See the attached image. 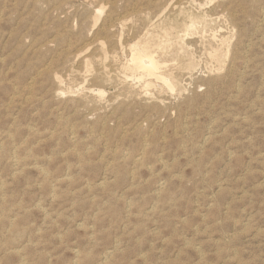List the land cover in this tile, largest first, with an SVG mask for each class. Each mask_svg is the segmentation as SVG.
Segmentation results:
<instances>
[{
  "label": "rangeland",
  "instance_id": "374dc122",
  "mask_svg": "<svg viewBox=\"0 0 264 264\" xmlns=\"http://www.w3.org/2000/svg\"><path fill=\"white\" fill-rule=\"evenodd\" d=\"M29 1H0V40L3 38V43L0 41V89H4L0 90V211H3L0 213V264H264V0H242L244 3L241 0H190L191 3L189 0H160L158 7L154 6L158 0ZM106 1L107 6L103 5ZM50 6L55 10L50 11ZM99 8H103V13L94 26L93 16ZM223 10L226 13L221 14ZM154 11L159 14L155 15ZM64 16L68 18L66 22ZM188 16H201L205 21L196 26L194 33L183 37L184 42L190 44L181 49L177 35L184 33L172 30L171 42L164 45L162 51L155 49L154 53L161 64L160 71L177 79L179 84L174 93H168L157 81H152L148 90L141 89L138 83L131 82V88L124 85L121 66L129 59V46L138 40L147 39L152 45L163 41L165 31L173 28V21L185 23ZM242 19L246 21L243 23ZM62 33L66 37H61ZM53 40H58V44ZM214 51H218L219 59L212 56ZM189 61H193L192 71L195 72L185 68ZM85 62L91 64L90 69H86ZM49 66L52 67L49 69ZM217 72L219 74H214ZM80 85L86 89L90 86L102 89L105 95L101 101L94 100L87 90L78 91ZM43 90L45 93L41 92ZM33 92L38 94L33 95ZM64 93H67L65 97ZM135 95L138 96L134 98ZM113 106L119 107L115 111ZM149 130L152 132L148 133ZM5 236L11 240H5ZM19 259H22L20 263Z\"/></svg>",
  "mask_w": 264,
  "mask_h": 264
},
{
  "label": "bare ground",
  "instance_id": "6f19581e",
  "mask_svg": "<svg viewBox=\"0 0 264 264\" xmlns=\"http://www.w3.org/2000/svg\"><path fill=\"white\" fill-rule=\"evenodd\" d=\"M0 1H1V0H0ZM28 1H29V0H28ZM30 1H32V0H30ZM30 1H29V2H30ZM41 1H42V0H41ZM47 1H49V0H47ZM52 1H53V0H52ZM58 1L60 2V0H58ZM64 1H66V0H64ZM87 1H88V0H87ZM101 1H102V0H101ZM101 1H100V2H101ZM137 1H138V0H137ZM155 1H156V0H155ZM159 1H160V0H158V1H157L158 4L156 3L157 5L154 4V6H157V7H158V5H160V4H159V3H160ZM172 1H173V0H172ZM172 1H171V2H172ZM183 1H184V0H183ZM185 1H186V0H185ZM189 1H190V0H189ZM208 1H209V0H208ZM222 1H223V0H222ZM238 1H239V0H238ZM241 1H242V0H241ZM246 1H247V0H246ZM36 2H37V1H36ZM45 2H46V0H45ZM59 2H58V4H57L58 6H59ZM62 2H63V0H62ZM66 2H67V1H66ZM66 2H65V4H66ZM84 2H85V1H84ZM135 2H136V1H135ZM145 2H146V1H145ZM145 2H144V3H145ZM209 2H210V1H209ZM224 2H226V1H224ZM234 2H235V1H234ZM26 3H28V2H26ZM39 3H40V2H39ZM39 3H38V4H39ZM41 3H42V2H41ZM48 3H49V2H47V4H48ZM54 3H55V1H54ZM54 3H53V5L55 6L56 3H55V4H54ZM85 3H86V2H85ZM107 3H108V1H106L103 5H105V4H107ZM109 3H111V2H109ZM128 3H129V2H128ZM176 3H177V2H176ZM179 3H180V2H179ZM190 3H191V1H190ZM238 3H239V2H238ZM242 3H244V2L242 1ZM47 4H46V6H48ZM49 4H50V3H49ZM61 4L65 5L64 3H61ZM89 4H90V3H89ZM99 4H102V3H99ZM116 4H117V3H116ZM126 4H127V2H126ZM146 4H149V3H146ZM146 4H145V5H146ZM169 4H170V3H169ZM201 4H202V3H201ZM204 4H205V3H203V5H204ZM235 4H236V3H235ZM240 4H241V3H240ZM13 5H14V4H13ZM31 5H32V4H31ZM36 5H37V3H36ZM63 5H62V6H63ZM112 5H113V4H112ZM131 5H132V4H131ZM135 5H136V3H135ZM191 5H192V4H191ZM203 5H201V6L204 8L205 6H203ZM206 5H207V4H206ZM219 5H220V4H219ZM230 5H231V4H230ZM242 5H243V4H242ZM23 6H25V5H23ZM34 6H35V5H34ZM91 6L93 7V5H91ZM105 6H107V5H105ZM114 6H115V5H114ZM140 6H141V5H140ZM150 6L152 7V5H150ZM154 6H153V7H154ZM162 6H163V5H162ZM168 6H169V5H168ZM177 6H178V5H177ZM177 6H176V7H177ZM182 6H184V5H182ZM196 6H197V5H196ZM209 6H210V5H209ZM233 6H234V5H232V8H233ZM240 6H241V5H240ZM11 7H12V6H11ZM11 7H10V8H11ZM15 7H16V6H15ZM26 7H27V6H26ZM43 7H44V6H43ZM50 7H51V6H50ZM50 7H48V8H50ZM52 7H53V6H52ZM52 7H51V10H50V11H52V9L55 10V8H52ZM68 7H69V6H68ZM127 7H128V6H127ZM129 7H130V6H129ZM132 7H133V6H132ZM136 7H137V6H136ZM136 7H135V8H136ZM138 7H139V6H138ZM157 7H156V8H157ZM166 7H167V6H166ZM179 7H180V6H179ZM221 7H222V6H221ZM18 8H20V7L18 6ZM18 8H16V10H17ZM21 8H22V7H21ZM33 8H34V7H32V9H33ZM38 8H39V7H38ZM38 8H37V9H38ZM58 8H61V7H58ZM89 8H90V7H89ZM96 8H97V6H96ZM105 8H106V7H105ZM110 8H111V7H110ZM110 8H109V9H110ZM115 8H116V6H115ZM123 8H125V11H126L127 8H126V7H123ZM139 8H140V7H139ZM149 8H150V7H149ZM156 8H154V9H156ZM171 8H172V7H171ZM180 8H182V7H180ZM197 8H198V7H197ZM213 8L216 9V6H215V7L213 6ZM227 8H228V7H227ZM1 9H3V8H1ZM14 9H15V8H14ZM14 9H13V10H14ZM25 9H26V8H25ZM93 9H95V8H93ZM140 9H141V8H140ZM158 9H159V8H158ZM163 9H165V6L163 7ZM192 9H193V8H192ZM206 9H207V8H206ZM225 9H226V8H225ZM240 9H241V8H240ZM240 9L237 10V12L240 11ZM16 10H15V11H16ZM22 10H24V7H23ZM38 10H40V9H38ZM57 10H58V9H57ZM68 10H71V9H68ZM72 10H73V9H72ZM91 10H92V9H91ZM110 10H111V12H112V11L114 12V9L112 10V8H111ZM116 10H117V9H116ZM128 10H129V8H128ZM130 10H131V9H130ZM132 10H133V9H132ZM152 10H153V9H152ZM166 10H167V9H166ZM217 10H218V9H217ZM244 10H245V9H244ZM41 11H42V10H41ZM47 11H48V10H47ZM76 11H77V10H76ZM83 11H84V8H83ZM83 11H80V12H83ZM142 11H143V10H142ZM146 11L148 12V10H146ZM155 11H157V10H155ZM155 11L152 12V13L155 14ZM163 11H164V10H163ZM163 11H161V12L163 13ZM170 11H171V10H170ZM172 11H173V9H172ZM223 11H224V10H223ZM223 11H221V12L219 11V12H220L221 14H222V13H223V14L226 13L225 11H224V12H223ZM234 11H235V10H234ZM12 12H14V11H12ZM17 12H18V11H17ZM43 12H44V11H43ZM43 12H42V13H43ZM45 12H46V11H45ZM61 12H64V11L62 10ZM67 12H70V11H67ZM67 12H65V13H67ZM74 12H75V11H74ZM80 12H79V13H80ZM88 12H89V11H87L86 13L88 14ZM136 12H137V11H136ZM164 12H165V11H164ZM206 12H207V11H206ZM2 13H3V12H2ZM8 13H9V12H8ZM50 13H51V12H50ZM86 13H84V15H86ZM102 13H103V8H99V9L96 10V12H95V16H93L94 18L92 17V18L94 19V20H93V22H94V26H95L96 23H98L99 18H100V15H101ZM116 13H117V11H116ZM116 13H115V14H116ZM119 13H120V12H119ZM129 13H131V11H130ZM138 13H139V11H138ZM156 13L159 14V11L156 12ZM195 13H196V11H195ZM212 13H213V12H212ZM220 13H219V14H220ZM12 14H13V13H12ZM12 14H10V17L12 16ZM16 14H17V13H16ZM18 14H19V12H18ZM63 14H64V13H63ZM93 14H94V13H93ZM110 14H112V13H110ZM110 14H109V15H110ZM113 14H114V13H113ZM126 14H127V12H126ZM141 14H142V13H140V15H141ZM149 14H150V12H149ZM157 14H155V15H157ZM215 14H216V13H215ZM230 14L233 15V13H230ZM3 15H6V14L3 13ZM20 15L22 16V14H20ZM43 15H44V14H43ZM47 15H48V13H47ZM88 15H90V14H88ZM104 15H105V14H104ZM107 15H108V14H107ZM134 15H135V14H134ZM138 15H139V14H138ZM142 15H143V14H142ZM151 15H153V14H151ZM205 15H206V14H205ZM226 15H227V14H226ZM232 15H231V16H232ZM235 15H236V14H235ZM241 15L243 16V12H241ZM241 15H240V16H241ZM57 16H58V15H57ZM62 16H63V15H61V18H62ZM65 16H66V15H65ZM65 16H64V17H65ZM74 16H75V13H74ZM86 16H87V15H86ZM102 16H103V15H102ZM117 16H118V15H117ZM120 16H121V14H120ZM210 16H211V15H210ZM212 16H213V15H212ZM216 16H217V15H216ZM237 16H238V15H237ZM237 16H236V17H237ZM47 17H48V16H47ZM59 17H60V16H59ZM66 17H67V16H66ZM66 17H65V22H66V19H68V18H66ZM72 17H73V16H72ZM83 17H85V16H83ZM87 17H88V16H87ZM87 17H85V19H87ZM90 17H91V16H90ZM105 17H107V16H105ZM114 17H115V16H114ZM118 17H119V16H118ZM127 17H129V16H127ZM132 17H133V16H132ZM226 17H227V16H226ZM243 17L246 18V16H243ZM243 17H242V18H243ZM17 18H18V17H17ZM42 18H43V17H42ZM45 18H46V17H45ZM48 18H49V17H48ZM50 18H51V17H50ZM69 18H70V17H69ZM102 18H103V17H102ZM107 18H108V17H107ZM109 18H112V17H109ZM153 18H154V16H153ZM155 18H156V17H155ZM158 18H159V16H158ZM213 18H214V16H213ZM213 18H212V19H213ZM220 18H221V17H220ZM220 18H219V19H220ZM222 18H223V17H222ZM227 18H228V17H227ZM231 18H232V17H231ZM249 18H250V17H249ZM249 18H248V19H249ZM0 19H2V18H0ZM3 19H4V18H3ZM15 19H16V18H15ZM51 19H52V18H51ZM53 19H54V18H53ZM71 19H72V18H71ZM104 19H106V18H104ZM104 19H103V20H104ZM125 19H127V18H125ZM140 19H141V18H140ZM151 19H152V18H151ZM187 19H188L187 22H185V23H180V24L178 23L180 20H179L178 22L173 21V26H171V27H173V28H169V30H170L169 32H167V30L165 31L163 41H160V42L158 41V42H156L155 44L152 45V44H150V41H149V40L145 39L144 41L138 40V41L134 42L132 45H130V46H129V59L126 61L125 64H123V66H121V68H122L123 71H124V72L121 71V72L123 73V77H121V78H122L121 82H122L124 85H127L129 88H131L132 85H133L131 82H133V83H135V84L138 83V84L141 85V89L148 90V88H149L150 86H152V81H157L159 84H161V86H162L163 89L167 90V92L169 91V92H173V93H174V91H175V89H176V87L178 86L179 83H178L177 79H176L175 77H173L171 74H170V75H165L164 73H162V72L160 71V69H161V64H160L159 60L156 59L154 53H155V49L162 51V49L164 48V45H167L168 43L171 42V40H172V39H171V38H172V37H171L172 30H176V31H177V34H180V32H183V33H184L183 36L177 35V39H179V40H177L178 43H177V42H176V43L180 46L181 49H184V48L186 47V44H188V43H187L188 41L185 43V42H184L185 40H184L183 37H185L186 35H190L191 33H194V31L196 30V26H197V25H199V24H205V21H204V19H203L201 16H196V17H194V16H188ZM206 19H207V18H206ZM215 19H216V18H215ZM234 19H235V18H234ZM238 19H239V18H238ZM21 20H23V19H21ZM48 20H49V19H48ZM54 20H56V19H54ZM54 20H53V21H54ZM69 20H70V19H69ZM74 20H75V19H74ZM78 20H79V16H78ZM115 20H116V19H115ZM122 20H123V19H122ZM128 20H130V19L128 18ZM217 20H218V19H217ZM221 20H222V19H221ZM229 20H230V22H231L232 19H229ZM235 20H236V19H235ZM240 20H241V19H240ZM242 20H243V23L246 21V19H242ZM7 21H8V20H7ZM43 21L46 22V20H43ZM53 21H52V22H53ZM82 21H84L83 18H82ZM85 21H87V20H85ZM91 21H92V20H91ZM101 21H102V20H101ZM112 21H113V20H111L110 23H112ZM153 21H154V19H153ZM222 21H223V20H222ZM3 22H4V21H3ZM19 22H20V19H19ZM45 22H44V27H45V24H47V23H45ZM68 22H69V21H68ZM80 22H81V21H80ZM102 22H103V21H102ZM102 22H101V23H102ZM104 22H105V21H104ZM106 22H107V21H106ZM121 22H123V21H121ZM129 22H130V21H129ZM129 22H128V23H129ZM215 22H216V21H215ZM1 23H2V22H1ZM22 23H23V21H22ZM59 23H60V22H59ZM72 23H73V22H72ZM72 23H71V24H72ZM82 23H83V22H82ZM118 23H119V22H118ZM118 23H117V24H118ZM123 23H124V22H123ZM128 23H127V24H128ZM210 23H211V22H210ZM238 23H239V22H238ZM240 23H241V21H240ZM16 24H18V23H16ZM20 24H21V23H20ZM41 24H42V23H41ZM53 24H54V23H53ZM53 24H52V25H53ZM64 24H65V23H64ZM69 24H70V23H69ZM69 24H68V25H69ZM74 24H75V23H74ZM74 24H73V25H74ZM102 24H103V23H102ZM125 24H126V23H125ZM127 24H126V25H127ZM235 24H236V23H235ZM235 24H234V25H235ZM54 25H55V24H54ZM78 25H79V24H78ZM87 25H88V24H87ZM105 25H106V23H105ZM109 25H110V24H109ZM150 25H151V24H150ZM159 25H160V24H159ZM222 25H223V24H222ZM234 25H233V26H234ZM243 25H244V24H243ZM23 26H25V25H23ZM49 26H50V25H49ZM58 26H59V25H58ZM58 26H56V27H58ZM65 26H66V25H65ZM71 26H72V25H71ZM80 26H82V25H80ZM89 26H92V25L89 24L88 27H89ZM96 26H97V25H96ZM106 26H107V25H106ZM111 26H112V25H111ZM118 26H119V25H118ZM118 26H117V27H118ZM199 26H200V25H199ZM223 26H225V24H224ZM237 26H238V25H237ZM40 27H41V25H40ZM75 27H76V26H75ZM75 27H74V29H76ZM100 27H102V26H100ZM107 27H108V26H107ZM119 27H120V26H119ZM152 27H153V26H152ZM203 27H204V26H203ZM242 27H245V26H242ZM1 28H2V27H1ZM18 28H21V27H18ZM18 28H17V29H18ZM62 28H64V27L62 26ZM65 28H66V27H65ZM79 28H80V27H79ZM79 28H78V29H79ZM83 28H84V26H83ZM90 28H91V27H90ZM109 28H110V27H109ZM127 28H128V27H127ZM149 28H150V27H149ZM217 28H218V27H217ZM226 28H227V27H226ZM235 28H236V27H235ZM237 28H238V27H237ZM2 29H3V28H2ZM39 29H40V28H39ZM53 29H55V27H54ZM59 29H60V28H59ZM59 29H56V31H57V30L60 31ZM80 29H82V27H81ZM84 29H87V28H84ZM88 29H89V28H88ZM94 29H95V28H94ZM131 29H132V28H131ZM202 29H203V28H202ZM14 30H15V29H14ZM66 30H68V29H66ZM90 30H91V29H90ZM98 30L100 31L99 28H98ZM104 30H107V29H104ZM109 30H110V29H109ZM109 30H108V31H109ZM114 30H115V29H114ZM128 30H130V29L128 28ZM149 30H151V29H149ZM153 30H154V29H153ZM203 30H204V29H203ZM213 30H214V29H213ZM221 30H223V29H221ZM243 30H245V29L243 28ZM253 30H254V29H253ZM15 31H16V30H15ZM39 31H40V30H39ZM69 31H70V30H69ZM69 31H68V32H69ZM78 31H81V30H78ZM86 31H88V30H86ZM86 31H85V32H86ZM119 31H120V30H119ZM119 31H118V32H119ZM121 31H122V30H121ZM131 31H132V30H131ZM138 31H139V30H138ZM144 31H145V30H144ZM223 31H224V30H223ZM227 31H228V30H227ZM248 31H249V30H248ZM0 32H1V31H0ZM41 32H42V31H41ZM48 32H49V31H48ZM48 32H47V33H48ZM51 32H53V30H52ZM88 32H89V31H88ZM94 32H95V31H94ZM109 32H110V31H109ZM113 32H116V31H113ZM145 32H146V31H145ZM145 32H144V33H145ZM154 32H155V31H154ZM158 32H159V31H158ZM160 32H161V31H160ZM162 32H163V30H162ZM213 32H214V31H213ZM215 32H216V30H215ZM224 32H225V31H224ZM6 33H8V32H6ZM9 33H10V32H9ZM9 33H8V34H9ZM53 33H54V32H53ZM82 33H84V31H83ZM86 33H87V32H86ZM89 33H90V32H89ZM97 33H99V32H97ZM102 33H103V32H102ZM128 33H129V32H128ZM142 33H143V32H142ZM149 33H150V32H149ZM183 33H182V34H183ZM204 33H205V32H204ZM219 33H220V32H219ZM233 33H234V31H233ZM241 33H242V31H241ZM3 34H5V33H3ZM11 34H12V33H11ZM15 34H16V33H15ZM17 34H18V33H17ZM17 34H16V35H17ZM28 34H29V33H28ZM41 34H42V33H41ZM51 34H52V33H51ZM54 34H55V33H54ZM57 34H58V32H57ZM63 34H64V33L61 34V37H62ZM67 34H68V33H67ZM69 34H71V33H69ZM79 34H80V33H79ZM100 34H101V33H100ZM107 34H108V33H107ZM110 34H111V33H110ZM136 34H137V33H136ZM145 34H146V33H145ZM145 34H144V36H145ZM153 34H154V33H153ZM205 34H207V33H205ZM215 34H216V33H215ZM238 34H239V33H238ZM238 34H236V35H238ZM244 34H245V31H244ZM25 35L27 36V34H25ZM52 35H53V34H52ZM59 35H60V34H59ZM72 35H73V34H72ZM74 35H76V34H74ZM74 35H73V37H74ZM87 35H88V34H87ZM104 35H105V34H104ZM122 35H123V33H122ZM122 35H121V36H122ZM154 35L157 36L156 33H155ZM218 35H219V34H218ZM240 35H242V34H240ZM13 36H14V35H13ZM50 36H51V35H50ZM63 36H64V35H63ZM68 36H69V35H68ZM96 36H98V35H96ZM96 36H95V37H96ZM100 36H101V35H100ZM105 36L107 37L108 35H105ZM113 36H114V35H113ZM115 36H116V35H115ZM123 36H125V34H124ZM134 36H135V35H134ZM194 36H195V35H194ZM199 36H201V35H199ZM208 36H209V35H208ZM47 37H49V34H48ZM64 37H66V36H64ZM75 37H77V35H76ZM85 37H86V34H85ZM88 37H89V35H88ZM111 37H112V36H111ZM117 37H118V36H117ZM142 37H143V36H142ZM153 37H154V36H153ZM217 37H218V36H217ZM240 37H241V36H240ZM4 38H5V37H4ZM8 38H9V37H8ZM18 38H19V37H18ZM27 38H28V37H27ZM32 38H33V36H32ZM41 38H42V37H41ZM55 38H56V37H55ZM57 38H60V37H57ZM81 38H82V37H81ZM83 38H84V36H83ZM86 38H87V37H86ZM130 38H132V37H130ZM133 38H134V37H133ZM139 38H141V36H139ZM203 38H204V37H203ZM203 38H202V39H203ZM214 38H215V37H214ZM219 38H220V37H219ZM221 38H222V37H221ZM225 38H226V37H225ZM232 38H233V37H232ZM238 38H239V37H238ZM12 39H13V37H12ZM15 39H16V37H15ZM22 39H23V38H22ZM44 39H46V38H44ZM52 39H54V38H52ZM63 39L65 40V38H63ZM63 39H62V40H63ZM78 39H79V38H78ZM84 39H85V38H84ZM87 39H88V38H87ZM114 39H115V38H114ZM121 39H122V38H121ZM128 39H129V38H128ZM141 39H142V38H141ZM151 39H152V38H151ZM154 39H155V38H154ZM205 39H206V38H205ZM205 39H204V40H205ZM223 39H224V38H223ZM239 39H240V38H239ZM239 39H238V40H239ZM1 40H3V38H2ZM1 40H0V41H1ZM8 40H10V39H8ZM19 40H20V39H19ZM19 40H18V41H19ZM23 40H24V39H23ZM31 40H32V39H31ZM39 40H40V38H39ZM62 40H61V41H62ZM69 40H70V39H69ZM74 40H75V39H74ZM80 40H81V39H80ZM88 40H89V39H88ZM105 40H106V38H105ZM115 40H117V39H115ZM130 40H131V39H130ZM135 40H136V39H135ZM197 40H198V39H197ZM204 40H203V41H204ZM208 40H209V39H208ZM217 40H218V39H217ZM217 40H216V41H217ZM219 40H220V39H219ZM230 40H232V39H230ZM11 41H12V40H11ZM13 41H14V40H13ZM35 41H36V40H35ZM35 41H34V42H35ZM37 41H38V40H37ZM40 41H41V40H40ZM42 41H43V40H42ZM53 41H54V40H53ZM57 41H58V40H57ZM57 41L55 40L53 43L55 44V42H57ZM77 41H78V40H77ZM77 41H76V43L79 42V41H78V42H77ZM94 41H95V40H94ZM98 41H99V40H98ZM124 41H125V40H124ZM206 41H207V40H206ZM206 41H205V42H206ZM228 41H229V40H228ZM1 42H2V41H1ZM5 42H6V41H5ZM20 42H21V41H20ZM34 42H33V43H34ZM49 42H50V41H49ZM51 42H52V41H51ZM65 42H67V41H65ZM74 42H75V41H74ZM81 42H82V40H81ZM84 42H85V41H84ZM100 42H102V40H101ZM106 42H107V41H106ZM110 42H112V41H110ZM113 42H115V41H113ZM122 42H123V41H122ZM122 42H121V43H122ZM152 42H153V41H152ZM190 42H191V41H190ZM195 42H196V41H195ZM200 42H201V41H200ZM219 42H220V41H219ZM223 42H224V41H223ZM225 42H227V41L225 40ZM225 42H224V43H225ZM2 43H3V42H2ZM2 43H1V44H2ZM9 43H10V42H9ZM18 43H19V42H18ZM24 43H25V42H24ZM33 43H32V44H33ZM59 43H60V42H59ZM71 43H73V42H70V44H71ZM116 43H117V41H116ZM125 43H126V41H125ZM197 43H198V42H197ZM211 43H212V42H211ZM238 43L240 44L241 42L238 41ZM1 44H0V47H1ZM13 44H14V43H13ZM13 44H12V42H11V45H12V46H13ZM20 44H21V43H20ZM35 44H36V43H35ZM49 44H50V43H49ZM57 44H58V42H57ZM57 44H56V45H57ZM105 44H106V43H105ZM109 44H110V43H109ZM111 44H112V43H111ZM119 44H120V43H119ZM129 44H130V42H129ZM129 44H128V45H129ZM177 44H176V45H177ZM189 44H190V43H189ZM189 44H188V45H189ZM202 44H203V43H202ZM213 44H214V43H213ZM220 44H221V42H220ZM220 44H218V45L220 46ZM18 45H19V44H18ZM24 45H27V44H24ZM24 45H22V46H23V49L25 48ZM37 45H38V44H37ZM43 45H44V44H43ZM43 45H41V46H43ZM47 45H48V44H47ZM52 45H53V44H52ZM65 45H66V44H65ZM65 45H64V46H65ZM92 45H93V44H92ZM101 45H102V44H101ZM106 45H107V44H106ZM169 45H170V44H169ZM188 45H187V46H188ZM198 45H199V44H198ZM203 45H204V44H203ZM226 45H227V44H226ZM229 45H230V43H229ZM229 45H228V46H229ZM240 45H241V44H240ZM5 46L7 47L8 45L5 44ZM16 46H17V45H16ZM30 46H31V45H30ZM33 46L35 47L36 45H33ZM41 46H40V47H41ZM49 46H50V45H49ZM62 46H63V44H62ZM112 46H113V45H112ZM116 46H117V44H116ZM119 46H120V45H119ZM119 46H118V50H119ZM224 46H225V45H224ZM59 47H60V46H59ZM72 47H73V46H72ZM72 47H71V48H72ZM88 47H89V46H88ZM90 47H91V45H90ZM107 47H108V46H107ZM107 47H106V48H107ZM113 47H114V46H113ZM120 47H121V46H120ZM122 47H123V46H122ZM167 47H168V46H167ZM173 47H174V46H173ZM193 47H194V46H193ZM210 47H211V46H210ZM233 47H234V45H233ZM237 47H238V46H237ZM4 48H5V47H4ZM38 48H39V47H38ZM45 48H46V47H45ZM63 48H64V47H63ZM76 48H77V46H76ZM108 48H109V47H108ZM110 48H111V47H110ZM110 48H109V49H110ZM191 48H192V47H191ZM208 48H209V47H208ZM20 49H21V47H20ZM27 49H29V47L26 48V50H27ZM42 49H43V48H42ZM58 49H59V48H58ZM68 49H69V48H68ZM91 49H92V48H91ZM94 49H95V48H94ZM98 49H99V47H98ZM103 49H104V48H103ZM114 49H115V48H114ZM125 49H126V47H125ZM170 49H171V48H170ZM212 49H213V48H212ZM217 49H218V48H217ZM217 49H216V50H217ZM225 49L227 50V48H225ZM228 49H229V47H228ZM237 49H239V48H237ZM16 50H17V49H16ZM51 50H52V49H51ZM51 50H50V51H51ZM66 50H67V49H66ZM86 50H88V49H86ZM100 50H101V49H100ZM116 50H117V47H116ZM165 50H166V49H165ZM202 50H203V49H202ZM206 50H207V49H206ZM210 50H211V49H210ZM210 50H209V52H210ZM213 50H214V49H213ZM226 50H225V51H226ZM233 50H234V49H233ZM31 51H32V50H31ZM34 51H35V50H34ZM39 51H40V50H39ZM48 51H49V50H48ZM71 51H72V50L70 49V52H71ZM73 51H74V50H73ZM73 51H72V52H73ZM88 51H89V50H88ZM91 51H92V50H91ZM95 51L97 52V50H95ZM102 51H103V50H102ZM104 51H105V49H104ZM121 51H123L122 48H121ZM169 51H170V50H169ZM188 51H189V49H188ZM225 51H224V53H225ZM227 51H228V50H227ZM240 51L242 52L241 49H240ZM25 52H26V51H25ZM40 52H41V51H40ZM60 52H61V51H60ZM62 52H63V51H62ZM82 52H83V51H82ZM82 52H81V53H82ZM93 52H94V51H93ZM96 52H95V53H96ZM107 52H108V51H107ZM107 52H106V53H107ZM115 52H116V51H115ZM195 52H196V49H195ZM206 52H207V51H206ZM230 52H232V51H230ZM237 52H238V50H237ZM19 53H20V52H19ZM33 53H34V52H33ZM68 53H69V52H68ZM100 53H102V52H100ZM109 53H111V52H109ZM109 53H108V54H109ZM113 53H114V52H113ZM119 53H120V55H121V52H119ZM165 53H166V52H165ZM167 53H168V52H167ZM181 53H182V52H181ZM200 53H201V52H200ZM224 53H223V54H224ZM238 53H239V52H238ZM42 54H43V53H42ZM42 54H41V55H42ZM62 54H64V53H62ZM65 54H66V53H65ZM90 54H91V53H90ZM116 54H117V53H116ZM116 54H115V56H116ZM122 54H123V53H122ZM168 54H170V53H168ZM201 54H202V53H201ZM226 54H227V53H226ZM55 55H56V54H55ZM55 55H54V56H55ZM78 55H79V54H78ZM78 55H77V56H78ZM85 55H86V54H85ZM93 55H94V54H93ZM104 55H105V54H104ZM113 55H114V54H113ZM189 55H191V54H189ZM197 55H198V53H197ZM220 55H221V54H220ZM54 56H53V57H54ZM68 56H69V55H68ZM98 56L101 57V55H98ZM98 56H97V57L95 56V57H96V58H99ZM122 56H123V55H122ZM199 56H200V55H199ZM212 56L215 57V58H218V51H214V53L212 54ZM232 56H233V53H232ZM232 56H231V57H232ZM42 57H43V55H42ZM69 57H71V56H69ZM78 57H79V56H78ZM80 57H81V56H80ZM91 57H92V56H91ZM106 57H107V56H104L103 58L106 59ZM110 57H111V56H110ZM117 57H118V56H117ZM163 57H164V56H163ZM184 57H185V56H184ZM201 57H202V56H201ZM219 57H220V56H219ZM226 57H227V55H226ZM226 57H225V59H226ZM59 58H60V57H59ZM62 58H63V56H62ZM84 58H85V57H83V59H84ZM120 58H121V56H120ZM170 58H171V57H170ZM191 58H192V57H191ZM223 58H224V57H223ZM0 59H1V58H0ZM46 59H47V58H46ZM66 59H67V58H65V60H66ZM85 59H86V58H85ZM90 59H91V58H90ZM100 59H101V58H100ZM111 59H112V58H111ZM123 59H124V58H123ZM175 59H176V58H175ZM175 59H174V61H175ZM186 59H187V58H186ZM218 59H219V58H218ZM220 59H221V57H220ZM225 59H224V60H225ZM236 59H237V58H236ZM4 60H5V59H4ZM9 60H10V59H9ZM53 60H55V59H53ZM80 60H81V59H80ZM80 60H79V61H80ZM86 60H87V59H86ZM106 60H107V59H106ZM113 60H115V59H113ZM116 60H118V59H116ZM120 60H121V59H120ZM171 60H172V59H171ZM231 60H232V59H231ZM0 61H1V60H0ZM46 61H47V60H46ZM50 61H52V60L50 59ZM58 61H59V60H58ZM74 61H75V60H74ZM76 61H77V60H76ZM83 61H85V60H83ZM87 61H88V60H87ZM101 61H102V60H101ZM124 61H125V60H124ZM15 62H16V61H15ZM44 62H45V61H44ZM67 62H68V61H67ZM70 62H71V61H70ZM88 62H90V61H88ZM96 62H98V61L96 60ZM103 62H104V60H103ZM112 62H113V61H112ZM198 62H199V61H198ZM200 62H201V61H200ZM208 62H209V61H208ZM213 62H214V61H213ZM213 62H212V63H213ZM217 62H218V61H217ZM221 62H222V61H221ZM3 63H4V62H3ZM45 63H46V62H45ZM53 63H54V62H53ZM53 63H52V65H53ZM57 63H58V62H57ZM62 63L64 64L63 61H62ZM62 63H61V64H62ZM68 63H69V62H68ZM68 63H67V64H68ZM80 63H82V62H80ZM80 63H79V64H80ZM93 63H94V62H93ZM105 63H106V62H105ZM108 63H109V62H108ZM108 63H107V64H108ZM113 63H116V61L113 62ZM168 63H169V62H168ZM205 63H206V62H205ZM210 63H211V62H210ZM49 64H50V63H49ZM58 64L60 65V63H58ZM75 64H76V63H75ZM121 64H122V63H121ZM166 64H167V63H166ZM223 64H224V63H223ZM0 65H1V64H0ZM17 65H18V64H17ZM59 65H58V66H59ZM64 65H66V64H64ZM80 65H81V64H80ZM82 65H83V64H82ZM109 65H110V64H109ZM115 65H116V64H115ZM199 65H200V63H199ZM41 66H42V65H41ZM41 66H40V67H41ZM43 66H44V64H43ZM53 66H55V65H53ZM73 66H74V65H73ZM77 66H78V65H77ZM85 66H86V69H87V68L90 69L89 66H91V64L85 62ZM193 66H194L193 61H189V62L186 64V67H185V68L187 69V71H192ZM203 66H204V65H203ZM44 67H45V66H44ZM51 67H52V66H51ZM51 67L49 66V69H50ZM64 67H65V66H64ZM70 67H71V66H70ZM70 67H69V68H70ZM108 67H109V66H108ZM208 67H209V66H208ZM228 67H229V66H228ZM45 68H46V67H45ZM54 68H55V67H54ZM75 68H77V67H75ZM98 68H99V67H98ZM102 68H104V67L102 66ZM102 68H101V69H102ZM112 68H114V67H112ZM121 68H120V69H121ZM174 68H175V67H174ZM196 68H197V67H196ZM202 68H203V67H202ZM209 68H210V67H209ZM214 68H215V67H214ZM216 68H217V67H216ZM218 68H219V67H218ZM7 69H8V68H7ZM10 69H11V68H10ZM10 69H8V70H10ZM52 69H53V68H52ZM57 69H58V68H57ZM57 69H56V70H57ZM66 69L68 70V68H66ZM78 69L81 70V67H79ZM82 69H83V68H82ZM84 69H85V67H84ZM89 69H88V70H89ZM91 69H92V68H91ZM94 69H96V67H95ZM101 69H100V70H101ZM105 69H107V68H105ZM197 69H198V68H197ZM207 69H208V68H207ZM92 70H93V69H92ZM100 70H99V71H100ZM164 70H165V69H164ZM173 70H174V69H173ZM195 70H196V69H195ZM215 70H216V69H215ZM41 71H42V69H41ZM49 71H50V70H49ZM53 71H54V70H53ZM57 71H58V70H57ZM111 71H112V70H111ZM119 71H120V70H119ZM204 71H205V70H204ZM209 71H211V70L209 69ZM209 71H208V72H209ZM216 71H218V70H216ZM59 72H61V71H59ZM69 72H70V71H69ZM79 72L82 73V71H79ZM83 72H84V71H83ZM88 72H89V71H88ZM92 72H94V71H92ZM100 72H101V71H100ZM192 72H195V71H192ZM198 72H199V70H198ZM232 72H233V71H232ZM66 73H67V72H66ZM66 73H65L64 75H66ZM86 73H87V72H86ZM96 73H98V71H96ZM106 73H107V72H106ZM106 73H104V74H106ZM117 73H118V72H117ZM180 73H181V72H180ZM220 73H221V72H220ZM1 74H3V73L1 72ZM5 74H6V73H5ZM49 74H50V73H49ZM56 74H57V72H56ZM82 74H84V73H82ZM198 74H199V73H198ZM210 74H212V72H211ZM214 74H219V73L217 72V73H214ZM45 75H46V74H45ZM47 75H48V74H47ZM89 75H91V73L88 74V76H89ZM118 75H119V74H118ZM121 75H122V74H121ZM196 75H197V74H196ZM202 75H203V74H202ZM2 76H3V75H2ZM37 76H38V75H37ZM41 76H42V75H41ZM51 76H52V75H51ZM57 76H58V75H57ZM57 76H56V77H57ZM82 76H83V75H82ZM84 76H85V75H84ZM84 76H83V77H84ZM108 76H109V75H108ZM108 76H107V77H108ZM178 76H179V75H178ZM178 76H177V77H178ZM180 76H181V75H180ZM180 76H179V77H180ZM194 76H195V75H193V77H194ZM197 76H198V75H197ZM215 76H216V75H215ZM58 77H60V76H58ZM185 77H186V76H185ZM200 77H201V76H200ZM216 77H217V76H216ZM34 78H35V77H34ZM34 78H33V79H34ZM41 78H42V77H41ZM44 78H45V77H44ZM60 78H61V77H60ZM128 78H129V79H128ZM197 78H198V77H197ZM217 78H218V77H217ZM0 79H2V78H0ZM4 79H5V78H4ZM10 79H12V78H10ZM56 79H57V78H56ZM65 79H66V78H65ZM68 79H69V78H68ZM73 79H74V78H73ZM182 79H184V78H182ZM182 79H181V81H182ZM190 79H191V78H190ZM224 79H226V78H224ZM224 79H223V80H224ZM6 80H7V79H6ZM8 80H9V79H8ZM16 80H17V79H16ZM38 80H39V79H38ZM52 80H53V79H52ZM52 80H51V81H52ZM58 80H59V78H58ZM84 80H85V79H84ZM84 80H83V81H84ZM87 80H88V78H87ZM96 80H97V79H96ZM98 80H99V79H98ZM179 80H180V79H179ZM11 81H12V80H11ZM29 81H30V80H29ZM55 81H56V80H55ZM94 81H95V80H94ZM3 82H4V81H3ZM23 82H24V81H23ZM52 82H54V80H53ZM73 82H74V81H73ZM91 82H93V81H91ZM184 82H185V81H184ZM187 82H188V81H187ZM222 82H224V81H222ZM222 82H221V83H222ZM1 83H2V82H0V84H1ZM6 83H7V82H6ZM9 83H10V81H9ZM32 83H33V82H32ZM46 83H49V82H46ZM56 83H57V81H56ZM64 83H65V82H63V85H64ZM86 83H87V82H86ZM122 83H121V86H122ZM213 83H214V82H213ZM40 84H41V83H39V85H40ZM44 84H45V83H44ZM49 84H50V83H49ZM49 84H48V85H49ZM59 84H60V83H59ZM78 84H79V83H78ZM183 84H184V83H183ZM185 84H186V83H185ZM192 84H193V83H192ZM192 84H191V86H192ZM25 85H26V84H25ZM46 85H47V84H46ZM46 85H45V86H46ZM85 85H86V84H85ZM181 85H182V84H181ZM186 85H187V84H186ZM186 85H185V86H186ZM219 85H220V84H219ZM3 86H4V85H3ZM10 86L12 87L11 84H10ZM33 86H34V85H33ZM37 86H38V85H37ZM53 86L56 87L55 85H53ZM59 86H60V85H59ZM73 86H74V85H73ZM78 86H79V85H78ZM80 86H81V85H80ZM83 86H84V85H82L80 88H78V91H81V92H82V91H84V90H87V91L89 92L88 94H90L91 97H93L94 100H97V101H101V100L103 99V97H104V95H105V91H104V90H102V89H97V88H96V89H95V88H92V87H93V84L91 85L92 87L90 86V88H87V89H86V88H83ZM200 86H201V85H200ZM214 86H215V85H214ZM4 87H5V86H4ZM16 87L18 88V86H16ZM24 87H26V86H24ZM35 87H36V85H35ZM40 87H41V86H40ZM40 87H39V88H40ZM48 87H49V86H48ZM63 87H64V86H63ZM125 87H126V86H125ZM156 87H157V86H156ZM158 87H159V85H158ZM14 88H15V87H14ZM33 88H34V87H33ZM37 88H38V87H37ZM46 88H47V86H46ZM56 88H57V87H56ZM68 88H69V86H68ZM70 88H71V87H70ZM120 88H121V87H120ZM186 88H187V87H186ZM216 88H217V87H216ZM1 89H3V88H1ZM1 89H0V90H1ZM15 89H16V88H15ZM27 89H29V88H27ZM27 89H26V90H27ZM44 89H45V88H44ZM48 89H49V88H48ZM66 89H67V87H66ZM74 89L76 90V88H74ZM74 89H73V90H74ZM139 89H140V88H139ZM155 89H156V88H155ZM213 89H214V88H213ZM3 90H4V89H3ZM6 90H7V89H6ZM11 90H12V89H11ZM16 90H17V89H16ZM26 90H25V91H26ZM30 90H31V89H30ZM38 90H39V89H38ZM56 90H57V89H56ZM75 90H74V91H75ZM113 90H114V89H113ZM113 90H111V91H113ZM131 90H132V89H131ZM133 90H134V89H133ZM208 90H210V89H208ZM211 90H212V89H211ZM211 90H210V91H211ZM7 91H8V90H7ZM12 91H13V90H12ZM14 91H15V90H14ZM22 91H23V90H22ZM50 91H51V90H50ZM53 91H54V89H53ZM62 91H63V90H62ZM134 91H135V90H134ZM155 91H157V90H155ZM162 91H163V90H162ZM184 91H185V89H184ZM10 92H11V91H10ZM16 92H17V91H16ZM29 92H30V91H29ZM35 92H36V91H35ZM41 92H44V90L41 91ZM51 92H52V91H51ZM55 92H56V91H55ZM55 92H54V93H55ZM60 92H61V91H60ZM70 92H71V90H70ZM85 92H86V91H85ZM137 92H139V91H137ZM144 92H145V91H144ZM157 92H158V91H157ZM169 92H168V93H169ZM182 92H183V91H182ZM211 92H212V91H211ZM5 93H6V91H5ZM8 93H9V91H8ZM25 93H26V92H25ZM44 93H45V92H44ZM56 93H57V92H56ZM67 93H68V91H67ZM67 93H66V95H67ZM78 93H79V92H78ZM132 93H133V91H132ZM153 93H154V92H153ZM155 93H156V92H155ZM184 93H185V92H184ZM209 93H210V92H209ZM3 94H4V93H3ZM9 94H10V93H9ZM15 94H17V93H15ZM21 94H22V93H21ZM23 94H24V93H23ZM35 94H36V93H35ZM35 94H34V92H33V95H35ZM37 94H38V93H37ZM37 94H36V95H37ZM46 94H47V92H46ZM50 94H51V93H50ZM57 94H58V93H57ZM62 94H63V92H62ZM124 94H125V93H124ZM136 94H137V93H136ZM143 94H144V93H143ZM171 94H172V93H171ZM182 94H183V93H182ZM211 94H212V93H211ZM6 95H7V93H6ZM11 95H12V94H11ZM26 95H27V93H26ZM42 95H43V94H42ZM47 95H48V94H47ZM66 95H65V93H64V96H63V97H65ZM68 95H69V94H68ZM72 95H73V94H72ZM72 95H71V96H72ZM75 95H77V94H74V96H75ZM81 95H82V93H81ZM113 95L115 96L114 93H113ZM168 95H169V94H168ZM178 95H179V94H178ZM8 96H9V95H8ZM28 96H29V95H28ZM53 96H54V95H53ZM69 96H70V95H69ZM136 96H138V95H135L134 98H136ZM140 96H141V95H140ZM144 96H145V95H144ZM147 96H148V95H147ZM147 96H146V98H147ZM150 96H151V95H149V97H150ZM158 96H159V94H158ZM163 96H164V94H163ZM9 97H11V96H9ZM13 97H14V96H13ZM24 97H25V96H24ZM26 97H27V96H26ZM32 97H35V96H32ZM49 97H51V95H50ZM75 97H76V96H75ZM88 97H89V96H88ZM169 97H170V96H169ZM30 98H31V97H30ZM40 98H41V97H40ZM80 98H81V97H80ZM130 98H132L131 95H130ZM141 98H142V97H141ZM170 98H172V97H170ZM10 99H11V98H10ZM27 99H28V97H27ZM36 99H37V98H36ZM51 99H52V98H51ZM53 99H54V98H53ZM56 99H57V98H56ZM69 99H70V97H69ZM73 99H74V98H73ZM83 99H85V98H83ZM138 99H139V97H138ZM152 99H153V98H152ZM166 99L168 100V98H166ZM166 99H165V100H166ZM186 99H187V98H186ZM2 100H3V99H2ZM6 100H7V99H6ZM8 100H9V99H8ZM14 100H15V99H14ZM22 100H25V99H22ZM22 100H21V104H20V105H22ZM28 100H29V99H28ZM39 100H40V99H39ZM41 100H42V99H41ZM71 100H72V98H71ZM71 100H70V101H71ZM92 100H93V99H92ZM111 100H112V99H111ZM119 100H120V98H119ZM134 100L136 101V99H134ZM156 100H157V99H156ZM156 100H154V101H156ZM162 100H163V99H162ZM184 100H185V99H184ZM9 101H10V100H9ZM52 101H53V100H51V102H52ZM62 101H63V100H61V103H63ZM67 101H68V100H66V103H67ZM83 101H84V100H83ZM112 101H113V100H112ZM115 101H116V100H115ZM115 101H114V102H115ZM128 101H129V100H128ZM132 101H133V99H132ZM132 101H131V102H132ZM152 101H153V100H152ZM157 101H158V100H157ZM159 101H160V100H159ZM159 101H158V102H159ZM7 102H8V101H7ZM7 102H6V103H7ZM27 102H28V101H27ZM41 102H42V101H41ZM46 102H47V99H46ZM78 102H79V100H78ZM80 102H81V101H80ZM89 102H90V101H89ZM95 102H96V101H95ZM108 102H110V100H109ZM120 102H121V101H120ZM131 102H129V103L131 104ZM140 102L142 103V100H141ZM167 102H168V101H167ZM23 103H24V102H23ZM35 103H36V102H35ZM35 103H34V104H35ZM44 103H45V102H44ZM54 103L57 104V102H55V101H54ZM68 103H69V102H68ZM68 103H67V104H68ZM145 103H146V102H145ZM182 103H183V102H182ZM189 103H191V102H189ZM8 104H9V102H8ZM8 104H5V105H8ZM12 104H13V103H12ZM16 104H17V103H16ZM58 104H60V103H58ZM58 104H57V105H58ZM63 104H64V103H63ZM70 104H71V103H70ZM76 104H77V103H76ZM127 104H128V103H127ZM127 104H126V105H127ZM161 104H162V103H161ZM186 104H187V102H186ZM14 105H15V104H14ZM41 105H43V104H41ZM46 105H47V104H46ZM46 105H44L43 107H46ZM49 105H50V103H49ZM53 105H54V104H53ZM57 105H56V106H57ZM72 105H73V104H71V106H72ZM81 105H82V104H81ZM118 105H119V103H118ZM120 105H121V104H120ZM120 105H119V106H120ZM131 105H132V104H131ZM149 105H152V103L149 104ZM177 105H178V104H177ZM177 105H176V106H177ZM181 105H182V104H181ZM181 105H180V106H181ZM183 105H184V103H183ZM183 105H182V106H183ZM187 105H188V104H187ZM0 106H1V105H0ZM32 106H33V105H32ZM75 106H76V108H78L77 105H75ZM84 106H85V105H84ZM119 106H118V107H119ZM124 106H125V105H124ZM132 106H133V105H132ZM134 106H135V103H134ZM146 106H147V105H146ZM166 106H167V105H166ZM168 106L171 107L170 105H168ZM168 106H167V107H168ZM189 106H190V105H189ZM2 107H3V106H2ZM2 107H1V108H2ZM6 107H7V106H6ZM6 107H5V108H6ZM20 107H21V106H20ZM39 107H40V106H38V108H39ZM59 107H60V106H59ZM108 107H109V106H108ZM108 107H107V108H108ZM113 107H114V106H113ZM118 107H114V109H112V110H115V108L117 109ZM147 107H148V106H147ZM155 107H156V106L153 105V108H155ZM167 107H165V108H167ZM184 107H185V106H184ZM29 108H30V106H29ZM29 108H28V109H29ZM34 108H35V107H34ZM47 108H48V106H47ZM47 108H46V109H47ZM49 108H51V107H49ZM56 108H57V107H56ZM56 108H54V109H56ZM66 108H67V107H66ZM71 108H72V107H71ZM79 108H80V107H79ZM79 108H78V109H79ZM82 108H83V107H82ZM92 108H93V107H92ZM92 108H91V109H92ZM94 108H95V107H94ZM127 108H129V107H127ZM130 108H131V106H130ZM137 108H140V107H137ZM141 108H142V111H143V109H144L145 107L142 106ZM172 108H173V107H172ZM185 108H186V107H185ZM19 109H20V108H19ZM19 109H18L17 111H19ZM36 109H37V106H36ZM36 109H35V110H36ZM46 109H45V110H46ZM59 109H60V108H59ZM69 109H70V108H69ZM87 109H88V108H87ZM96 109H97V108H96ZM123 109H124V108H123ZM125 109H126V108H125ZM146 109H147V108H146ZM151 109H152V108H151ZM157 109H158V108H156V110H157ZM167 109H168V108H167ZM15 110H16V109H15ZM35 110H34V111H35ZM73 110L76 111L77 109H73ZM89 110H90V109H89ZM112 110H111V112H112ZM134 110H135V109H134ZM154 110H155V109H154ZM159 110H162V109H159ZM159 110H158V111H159ZM164 110H165V109H164ZM164 110H163V112H164ZM169 110H170V109H169ZM171 110H172V109H171ZM187 110H188V109H187ZM20 111H21V110H20ZM26 111H27V110H26ZM49 111H50V110H49ZM64 111H65V110H64ZM64 111H63V115H64V113H66V111H65V112H64ZM91 111L94 112V111H96V110L93 109V110H90V112H91ZM102 111H103V109H102ZM115 111H116V110H115ZM115 111H114V112H115ZM125 111L128 112L127 110H125ZM142 111H141V112H142ZM4 112H6V111L4 110ZM10 112H11V111H10ZM10 112H9V115H10ZM22 112H23V111H22ZM24 112H25V111H24ZM31 112H32V111H31ZM70 112H73V111H70ZM126 112H124V113L126 114ZM130 112H131V111H130ZM132 112H133V111H132ZM134 112H135V111H134ZM167 112H168V111H167ZM181 112H182V111H181ZM2 113H3V112H2ZM29 113H30V111H29ZM50 113H51V112H50ZM59 113H60V112H59ZM67 113H69V112H67ZM120 113H121V112H120ZM120 113H119V114H120ZM137 113H138V111H137ZM137 113H136V114H137ZM153 113H154V112H153ZM157 113H158V112H157ZM157 113H155V114H157ZM23 114H24V113H23ZM23 114H22V115H23ZM26 114H27V113H26ZM47 114H49V113H47ZM75 114H76V113H75ZM109 114H110V113H109ZM114 114H115V113H114ZM119 114H118V115H119ZM122 114H123V113H122ZM132 114H133V113H132ZM144 114H145V113H144ZM158 114H159V113H158ZM158 114H157V115H158ZM160 114H161V113H160ZM166 114H167V113H166ZM4 115H5V114H4ZM9 115H8V116H9ZM12 115H13V114H12ZM50 115H51V114H50ZM58 115H60V114H58ZM78 115H79V114H78ZM88 115H89V114H88ZM93 115H94V114H93ZM107 115H108V114H107ZM133 115H135V114H133ZM139 115H140V113H139ZM149 115H150V114H149ZM149 115L146 116V117L149 118ZM157 115H156V116H157ZM5 116H6V115H5ZM23 116H24V115H23ZM55 116H56V115H55ZM65 116H67V114H65ZM120 116H121V115H120ZM131 116H132V115H131ZM158 116H159V115H158ZM158 116H157V117H158ZM13 117H14V116H12V118H13ZM27 117H28V116H27ZM50 117H53V116H50ZM56 117H58V116H56ZM56 117H55L54 119H56ZM59 117H60V116H59ZM74 117H75V115H74ZM79 117H80V115H79ZM101 117H102V116H101ZM113 117H114V115H113ZM121 117H122V116H121ZM125 117H127V116L125 115ZM135 117H136V115H135ZM135 117H134V118H135ZM144 117H145V116H144ZM12 118H11V119H12ZM60 118H61V117H60ZM66 118H67V117H66ZM82 118H83V117H82ZM90 118H91V117H90ZM103 118H104V117H103ZM115 118H116V117H115ZM117 118H119V117H117ZM134 118H131V119L133 120ZM137 118H138V117H137ZM137 118H136V119H137ZM6 119H7V117H6ZM13 119H14V118H13ZM73 119H74V118H73ZM97 119H98V118H97ZM105 119H106V117H105ZM105 119H104V121H106ZM125 119H126V118H125ZM131 119L129 118L130 121H131ZM144 119H145V118H144ZM150 119H151V118H150ZM150 119H148V121H149ZM16 120H17V119H16ZM60 120H62V119H60ZM70 120H71V119H70ZM70 120H68V121H70ZM77 120H78V119H77ZM100 120H102V119H100ZM118 120H121V118H119ZM153 120H154V119H153ZM17 121H18V120H17ZM17 121H16V122H17ZM107 121H108V120H107ZM115 121H117V120H115ZM121 121H122V120H121ZM130 121H129V122H130ZM134 121H135V119H134ZM145 121H146V120H145ZM148 121H147V122H148ZM150 121H151V120H150ZM9 122H10V121H9ZM13 122H15V121L13 120ZM19 122H20V121H19ZM58 122H59V121H58ZM101 122L103 123V121H101ZM108 122H109V121H108ZM143 122H144V121H143ZM156 122H157V121H156ZM158 122H159V121H158ZM104 123H105V122H104ZM131 123H132V122H131ZM5 124H6V123H5ZM8 124H9V123H8ZM94 124H95V123H94ZM106 124H107V123H106ZM141 124H143V123H141ZM98 125H99V124H98ZM101 125H103V124H100V126H101ZM130 125H131V124H130ZM133 125H134V124H133ZM138 125H139V124H138ZM92 126H93V125H92ZM135 126H136V125H135ZM141 126H142V125H141ZM143 126H144V125H143ZM146 126H147V124H146ZM93 127H94V126H93ZM139 127H140V126H139ZM140 128H141V127H140ZM144 128H145V126H144ZM105 129H106V127H105ZM126 130H127V129H126ZM128 130H129V129H128ZM132 130H133V129H132ZM132 130H131V131H132ZM33 131H37V130H33ZM134 131H136V130H134ZM150 131H151V130H149L148 133H149ZM153 131H154V130H153ZM9 132H10V131H9ZM9 132H8V133H9ZM31 132H32V131H31ZM113 132H114V131H113ZM142 132H144V131H142ZM146 132H147V131H146ZM151 132H152V131H151ZM21 133H22V132H21ZM133 133L136 134L137 132H133ZM140 133H141V132H140ZM12 134H13V132H12ZM14 134H15V133H14ZM27 134H28V133H27ZM33 134H34V133H33ZM137 134H138V133H137ZM2 135H3V134H2ZM2 135H1V136H2ZM138 135H139V134H138ZM152 135H153V134H152ZM7 136H9V135L7 134ZM139 136H140V135H139ZM4 137H5V136H4ZM11 137H13V136H11ZM143 137H144V136H143ZM143 137H141V138H143ZM13 138H14V137H13ZM13 138H12V139H13ZM141 138H140V139H141ZM1 139H2V137H1ZM6 139H7V138H6ZM10 140H11V139H10ZM14 140H15V139H14ZM15 141H16V140H15ZM15 141H14V142H15ZM136 141H137V140H136ZM138 141H139V140H138ZM138 141H137V142H138ZM140 141H141V140H140ZM14 142H13V144H14ZM137 142H135L134 144H136ZM142 142H143V140H142ZM7 143H8V142H7ZM9 144H10V142H9ZM11 144H12V142H11ZM145 144H147V143H145ZM7 145H8V144H7ZM141 145H142V144H141ZM10 146H11V145H10ZM134 146H136V145H134ZM142 146H143V145H142ZM147 147H148V146H147ZM135 148H136V147H135ZM145 149H146V148H145ZM9 150H11V149H9ZM146 150H147V149H146ZM154 150L156 151V149H154ZM154 150L152 149V152H153ZM150 151H151V150H150ZM141 152H142V151H141ZM143 152H144V151H143ZM4 153H5V151H4ZM10 153H11V152H10ZM150 153H151V152H150ZM124 154H125V153H124ZM131 154H132V153H131ZM131 154L129 153L130 157H131ZM133 154H134V153H133ZM142 154L144 155V153H142ZM125 155H126V154H125ZM136 155H137V154H136ZM149 155H150V154H149ZM5 156H6V155H5ZM126 156H127V155H126ZM132 156H133V155H132ZM134 156H135V155H134ZM140 156H141V154H140ZM152 156H153V155H152ZM158 156H159V155H158ZM7 157H8V156H7ZM130 157H129V158H130ZM155 157H156V156H155ZM9 158H10V157H9ZM136 158H137V157H136ZM153 158H154V156H153ZM141 159H143V158L140 157V160H141ZM145 159H146V158H145ZM159 159H160V158H159ZM9 160H11V159H9ZM126 160H127V159H126ZM138 160H139V157H138ZM152 160H153V159H152ZM143 161H145V160H143ZM146 161H147V159H146ZM146 161H145V162H146ZM149 161H150V159H149ZM133 162H134V160H133ZM141 162H142V161H140V163H141ZM156 162H158V159H157ZM153 163H155V161H154ZM12 164H13V163H12ZM14 164H16V163H14ZM135 164H136V163H135ZM138 164H139V162H138ZM138 164H137V165H138ZM16 165H17V164H16ZM10 167H11V165H10ZM12 167H13V165H12ZM13 168H14V167H13ZM139 168H140V167H139ZM147 168H149V167H147ZM16 169H17V168H16ZM150 169H151V168H150ZM20 171H21V170H20ZM20 171H19V172H20ZM89 171H90V170H89ZM93 171H94V170H93ZM91 172H92V171H91ZM20 173H21V172H20ZM19 175H20V174H19ZM118 176H120V175H118ZM125 176H126V175H125ZM121 177H122V176H121ZM121 179H122V178H121ZM120 181L122 182V180H120ZM121 182H120V184H121ZM146 182H147V181H146ZM26 183H27V181H26ZM99 183H100V182H99ZM99 183H98V184H99ZM101 184H102V181H101ZM103 184H104V183H103ZM118 184H119V183H118ZM24 185H25V184H24ZM121 185H122V184H121ZM3 197H4V196H3ZM2 199H3V198H2ZM3 200H4V199H3ZM3 200H1V201H3ZM3 202H4V201H3ZM1 203H2V202H1ZM126 207H127V206H126ZM0 208H2V207H0ZM3 208H4V207H3ZM115 208H116V207H115ZM122 208H123V207H122ZM22 209H24V208H22ZM117 209L119 210V209H121V208H117ZM1 210H2V209H1ZM115 210H116V209H115ZM118 210H117V211H118ZM121 210H122V209H121ZM121 210H120V211H121ZM1 212H3V211H0V213H1ZM18 212H19V211H18ZM16 214H18V213H16ZM19 214H20V213H19ZM118 214H120V213H118ZM1 215H2V214H1ZM110 215H111V214H110ZM112 215H113V214H112ZM116 215H117V214H116ZM21 216H22V215H21ZM19 217H20V216H19ZM109 217H110V216H109ZM114 217H117V216H114ZM114 217H113V218H114ZM4 218H5V217H4ZM7 218H8V217H7ZM17 218H18V216H17ZM25 218H26V217H25ZM5 219H6V218H5ZM25 221H26V220H25ZM25 221H22V222H25ZM27 221H28V219H27ZM9 222H11V221H9ZM16 223H17V222H16ZM20 223H21V222H20ZM2 224H3V223H2ZM2 224H1V225H2ZM18 224H19V223H18ZM21 224H23V223H21ZM5 225H6V224H5ZM5 225H4V226H5ZM11 225H12V222L10 223V226H11ZM13 226L16 227V225H14V223H13ZM20 226H21V225H20ZM11 227H12V226H11ZM23 227H24V226H23ZM23 227L21 226V228H23ZM5 228H7V227H5ZM8 229H9V228H8ZM16 232L18 233V230H17ZM16 232H15V233H16ZM22 234H23V233H22ZM3 235H4V234H3ZM5 235H6V234H5ZM16 235H18V234H16ZM19 235H20V234H19ZM25 235H26V234H25ZM9 236H10V235H9ZM14 236H15V235L13 234V237H14ZM23 236H24V235H23ZM6 237H7V236H5V238H6ZM10 237H11V236H10ZM10 237H9V238H10ZM105 237H106V236H105ZM109 237H110V236H109ZM14 238H15V237H14ZM107 238H108V237H107ZM113 238H114V237H113ZM104 239H106V238H104ZM3 240H4V239H3ZM5 240H11V239H7V238H6ZM94 240H95V239H94ZM112 240H113V239H112ZM14 241H15V240H14ZM22 241H23V240H22ZM20 242H21V241H20ZM93 242H94V241H93ZM108 242H109V241H108ZM16 243H17V240H16ZM94 243H95V242H94ZM110 243H111V242H110ZM112 243H113V241H112ZM112 243H111V244H112ZM115 243H116V242H115ZM17 244H18V243H17ZM91 244H93V243H91ZM104 244H105V243H104ZM108 244H109V243H108ZM13 245H14V244H13ZM18 245H19V244H18ZM25 245H26V244H25ZM25 245H24V246H25ZM105 245H107V244H105ZM118 245H119V244H118ZM108 246H109V245H108ZM112 246H113V244H112ZM112 246L110 245V248H111ZM116 246H117V245H116ZM16 247H17V246H16ZM26 247H27V246H26ZM7 248H8V247H7ZM18 248H19V247H18ZM20 248H21V247H20ZM11 249H12V248H11ZM27 249H28V247H27ZM27 249H25V250H27ZM117 249H118V248H117ZM5 250H6V249H5ZM113 250H114V249H113ZM8 251H9V250H8ZM20 251H21V249H20ZM104 251H105V249H104ZM104 251H103V252H104ZM108 251H110V250H108ZM6 252H7V251H6ZM9 252H10V251H9ZM12 252H15V250L12 251ZM16 252H17V251H16ZM105 252H106V251H105ZM19 253H20V252H19ZM23 253H26V252H22L21 254H23ZM28 253H29V252H28ZM106 253H107V252H106ZM110 253H111V252H110ZM25 255H26V254H25ZM27 255H28V254H27ZM27 255H26V256H27ZM107 255H108V254H107ZM107 255H106V257H107ZM22 256H24V255H22ZM22 256H21V257H22ZM73 257H74V256H73ZM75 257L77 258V256H75ZM102 258H104V257H102ZM114 258H115V257H114ZM77 259H78V258H77ZM77 259H76V260H77ZM21 260H22V259H21ZM21 260L19 259V263L21 262ZM25 260H27V259H25ZM25 260H23V261H25ZM100 260H101V259H100ZM6 261H7V259H6ZM7 262H8V261H7ZM101 262H103V261H101ZM25 263H26V262H25ZM25 263H23V264H25ZM74 263H75V261H74ZM87 263H88V262H87ZM91 263H93V262L91 261ZM27 264H29V262H28ZM89 264H90V262H89Z\"/></svg>",
  "mask_w": 264,
  "mask_h": 264
}]
</instances>
